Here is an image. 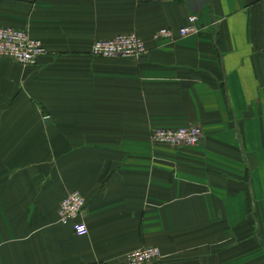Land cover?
<instances>
[{
    "label": "crops",
    "instance_id": "crops-1",
    "mask_svg": "<svg viewBox=\"0 0 264 264\" xmlns=\"http://www.w3.org/2000/svg\"><path fill=\"white\" fill-rule=\"evenodd\" d=\"M0 26L45 49L0 59V264H126L145 246L152 264H264V0H0ZM127 33L145 55H90ZM190 125L195 146L150 140ZM73 190L84 236L58 222Z\"/></svg>",
    "mask_w": 264,
    "mask_h": 264
},
{
    "label": "built area",
    "instance_id": "built-area-1",
    "mask_svg": "<svg viewBox=\"0 0 264 264\" xmlns=\"http://www.w3.org/2000/svg\"><path fill=\"white\" fill-rule=\"evenodd\" d=\"M197 19L188 17L187 25L178 30L179 37H187L197 32ZM169 29H159L153 39L169 42L173 39ZM45 53L41 42L28 35L27 32L11 27L0 26V59L12 61L23 67H34L38 59ZM147 53L143 39L135 33L119 34L109 40L95 41L90 49V55L101 59H138ZM48 117H45L47 119ZM201 128L197 125L177 129H154L150 140L156 145L168 147H190L200 143ZM85 199L78 190L69 192L58 206V222L62 225L71 224L76 236L87 234L85 223L80 220ZM162 258L161 251L156 246H145L132 250L125 255L126 264H152Z\"/></svg>",
    "mask_w": 264,
    "mask_h": 264
}]
</instances>
